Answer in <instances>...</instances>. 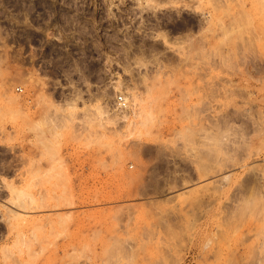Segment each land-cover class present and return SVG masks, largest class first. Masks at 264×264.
<instances>
[{
  "label": "rangeland",
  "instance_id": "rangeland-1",
  "mask_svg": "<svg viewBox=\"0 0 264 264\" xmlns=\"http://www.w3.org/2000/svg\"><path fill=\"white\" fill-rule=\"evenodd\" d=\"M155 1L0 0V264H264V9Z\"/></svg>",
  "mask_w": 264,
  "mask_h": 264
},
{
  "label": "bare ground",
  "instance_id": "bare-ground-1",
  "mask_svg": "<svg viewBox=\"0 0 264 264\" xmlns=\"http://www.w3.org/2000/svg\"><path fill=\"white\" fill-rule=\"evenodd\" d=\"M149 1H153V0H146V3L147 2H149ZM155 1V0H154ZM202 1V0H201ZM228 0H208V1H206L205 0V5L206 6H208L209 5V7H211V10H212V13L213 12H217V17L218 18H220L219 16H221V14L223 13V12H219V11H221V9H223V7L224 6H226L227 5V2ZM230 1H232V0H229V2ZM239 1H241V0H236V1H234V3L233 4H235V2H239ZM198 2V1H197ZM155 3L157 4V2L155 1ZM179 3H180V1H179ZM198 3H200V1L198 2ZM224 3H226V5H222V4H224ZM243 2H241V4H242ZM177 4H178V2H173L172 3V5L174 6V7H177ZM202 4V3H201ZM190 5V4H189ZM205 5H204V7H205ZM149 6V5H148ZM184 6H187V4L186 5H184ZM221 6H222V8H221ZM241 6V5H240ZM149 7H151V6H149ZM179 7V6H178ZM189 7H191V9L193 10V9H197V8H199V6H197V7H195L194 8V6L192 7V6H189ZM227 7H229V4L227 5ZM258 7L260 8V9H264V1H262V0H259L258 1ZM152 8H154V6L152 7ZM173 8V7H172ZM181 8V7H180ZM224 8H226V7H224ZM227 9V8H226ZM209 10H210V8H209ZM208 10V11H209ZM242 10V9H241ZM260 11V10H259ZM241 12V11H240ZM262 12V11H261ZM239 13V12H238ZM244 13V12H243ZM243 13H241V14H243ZM256 14V13H255ZM247 15V14H246ZM257 15H259V13L257 14ZM233 18V17H232ZM234 18H236V17H234ZM233 18V19H234ZM212 19H215L214 18V15H209V17L207 18V22L209 23H211V20ZM238 19V18H237ZM246 19H247V17H246ZM236 20V19H235ZM239 20V19H238ZM237 20V21H238ZM233 21V20H232ZM235 22V21H234ZM202 23H203V21H202ZM213 23V22H212ZM233 24V23H232ZM230 26H231V24H230ZM223 29V28H222ZM224 31V30H223ZM226 31V30H225ZM224 31V32H225ZM225 34V33H224ZM164 42L166 41V36L165 35H161V36H159ZM127 100V99H126ZM127 106H128V104H127ZM125 107V109H119V108H116V109H113L112 110V115H122L123 117H126L125 116V114L130 110V109H132L133 110V108H128V107ZM134 111V110H133ZM136 113V112H135ZM137 114V113H136ZM18 194H20V193H18ZM17 195V194H16ZM22 196V195H21ZM17 197H18V195H17ZM21 197L19 196V199H20ZM19 199H17V200H19ZM19 202L21 203V201L19 200ZM24 202H26L27 203V201H25V199H24ZM28 202H30V201H28ZM19 203V204H20ZM25 204V203H24ZM30 204V203H29ZM28 204V205H29ZM19 206V205H18ZM38 206V205H37ZM21 207H22V205H21ZM24 208H26V207H24ZM29 208V207H28ZM15 217V216H14ZM11 221V220H10ZM11 223V222H10ZM9 225V224H8Z\"/></svg>",
  "mask_w": 264,
  "mask_h": 264
},
{
  "label": "built area",
  "instance_id": "built-area-1",
  "mask_svg": "<svg viewBox=\"0 0 264 264\" xmlns=\"http://www.w3.org/2000/svg\"><path fill=\"white\" fill-rule=\"evenodd\" d=\"M16 90H17L18 92H21V91H22L21 88H17ZM117 104H118V106H119L121 109H123V108H125V107L127 106V102L125 101V99H124L123 97H119V98L117 99Z\"/></svg>",
  "mask_w": 264,
  "mask_h": 264
}]
</instances>
